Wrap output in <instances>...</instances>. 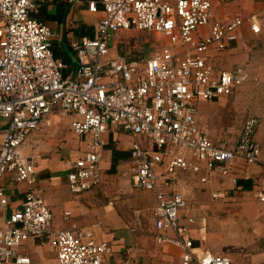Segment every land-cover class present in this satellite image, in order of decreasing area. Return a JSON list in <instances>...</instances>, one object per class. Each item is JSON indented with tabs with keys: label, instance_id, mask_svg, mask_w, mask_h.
Segmentation results:
<instances>
[{
	"label": "built area",
	"instance_id": "1",
	"mask_svg": "<svg viewBox=\"0 0 264 264\" xmlns=\"http://www.w3.org/2000/svg\"><path fill=\"white\" fill-rule=\"evenodd\" d=\"M45 3L0 0V264H31L22 251L31 240L49 243L57 264H106L112 252L89 228L55 230L52 210L34 188L35 161L20 150L56 110L74 117L72 130L87 139V150L72 162L67 177L72 194L101 183L103 137L120 128L133 139L124 177L137 190L156 195L158 244L182 249V264H232L227 255L195 246L185 198L163 192L161 183L180 171L200 172V162L223 175L238 160L264 166L258 118L246 121L233 148L216 144L198 122L200 103L232 97L250 80L244 66L218 69L215 59L244 40L246 22L253 34L262 33L257 16L215 19L212 0H89L88 13L100 16L94 37L71 43L76 67L66 76L68 65L53 51L58 33L38 18ZM68 24L79 26L74 20ZM130 30L157 34L167 43L149 58L115 52L118 33ZM7 175L30 187L9 216ZM259 198L264 201V194Z\"/></svg>",
	"mask_w": 264,
	"mask_h": 264
},
{
	"label": "crops",
	"instance_id": "2",
	"mask_svg": "<svg viewBox=\"0 0 264 264\" xmlns=\"http://www.w3.org/2000/svg\"><path fill=\"white\" fill-rule=\"evenodd\" d=\"M64 1L70 4L66 20L63 23L56 20L45 23L57 31L55 41L63 46L70 58L64 45L72 52L71 43L74 40L83 36L94 37L95 25L100 16L88 13L86 0ZM212 4L215 19L234 15L248 18L254 15L262 27V33L255 35L251 32L250 23L246 22L242 27L244 40L217 55L215 64L218 69L232 70L237 66L246 68L247 65L241 63L245 56L243 47L246 49L250 42L255 41V44L260 43L257 49L260 54L257 67L260 68L259 74L264 76L262 0H212ZM46 6L47 13L54 19L58 15V3L56 0H46L42 8ZM40 13L38 18L43 21ZM71 20L78 22L77 29L69 26L68 21ZM163 41L167 43L165 38ZM114 48L119 50L117 45H114ZM233 54L240 55L231 58L230 55ZM246 91H249V87L245 84L232 97ZM232 97L199 104V125L212 141L227 148L235 147L237 142H226L229 136L228 127L223 123L225 115L231 116L235 109L243 108L247 103L241 101V96L235 101L227 100ZM60 114L61 111L56 110L45 122L43 131L31 135L30 142L27 143V140V145L24 146L25 143L20 150L24 156L35 161L34 188L52 210L54 229H67L76 225L93 230L98 241L106 242L112 248L106 258V264H182V249L169 243L159 245L156 240L159 231L155 225V193L137 190L130 179L124 177L131 167L133 139L122 129H112L103 137L105 147L101 159V183L79 196L70 192L67 177L72 162L87 150V139L74 133L72 136L75 138L67 140L70 122L72 124L74 117L68 115L70 119L61 118ZM53 131L65 139L60 147L62 151L57 152L48 143L47 134ZM256 138L262 147L264 159L262 129ZM44 152L52 156L44 158ZM186 156L190 161L198 162L189 151ZM197 164L201 167L200 172L180 171L168 180L167 185L161 183L163 192L179 193L185 198L189 208L187 217L194 219L193 223H186L195 246L201 250L227 255L232 259V264H264V201L259 198L260 193L264 194V166H246L242 160H238L231 167L230 173L223 175L219 168L208 171L205 163ZM238 181H248L246 185L251 188L244 189V185ZM3 185L11 201V207L6 212L9 216L21 207L30 187L26 183H16L12 175L3 179ZM136 212L140 213L139 218ZM66 213H70L68 218ZM166 234L176 237L173 232ZM49 249L53 251L51 255L46 254ZM22 251L31 258V264L36 254H40L46 264L50 256H53L56 262L54 250L49 243L42 244L31 240L22 247Z\"/></svg>",
	"mask_w": 264,
	"mask_h": 264
},
{
	"label": "rangeland",
	"instance_id": "3",
	"mask_svg": "<svg viewBox=\"0 0 264 264\" xmlns=\"http://www.w3.org/2000/svg\"><path fill=\"white\" fill-rule=\"evenodd\" d=\"M263 18V17H262ZM264 20V18H263ZM115 45H117L118 49H115V52L121 53V54H129V55H135V56H141L144 58H149L150 55L155 51L161 49L165 43L164 38L162 36H159L154 33H145L140 32L137 30H130V31H122L118 33L116 37ZM119 44V45H118ZM260 46V43L255 44V41L250 42V44L247 45V48L243 49L245 51L244 54V60L241 61V63H245L244 65H247V70L250 71V80L246 83V85L249 87V91L240 92L238 95H235L234 97L227 99L228 101H235L238 96H241V101H247L246 106L243 102H241L242 105L245 107L240 109H235L234 112L230 115H225V120L223 121L224 124L228 127V139L226 142L229 143H236L238 138L240 137L243 127L247 120L251 118H258L260 121L259 127L256 131V135L261 132H264V76L260 75V68L257 67V60L258 56L260 55L257 52L258 47ZM242 49L239 48V50ZM242 54V55H244ZM240 54H233L230 55L231 58L236 57ZM263 63V62H262ZM238 65V64H237ZM248 71V72H249ZM259 74V75H258ZM61 118L70 119L68 115L60 114ZM70 131L68 133L67 140L71 138H75L72 135L74 134V131L72 130V124L70 122ZM43 128L38 132H42ZM76 134V133H75ZM74 134V135H75ZM49 145H52V148H55L57 152L62 151L60 150V147L62 146V141H65L64 138H60L55 132H48L47 137ZM69 138V139H68ZM30 139V138H29ZM27 141L29 143L30 141ZM46 139V140H47ZM257 139V138H256ZM27 143L24 145L26 146ZM23 146V147H24ZM57 147V148H56ZM28 152V151H26ZM46 152H44L45 154ZM47 154V153H46ZM44 155V158H48L49 156H52L49 153L48 155ZM45 247V246H44ZM53 251L49 249L47 251V255H51ZM33 264H46L45 261L43 262L40 254H36V256L33 258ZM47 264H56L55 259L53 256H50L49 261Z\"/></svg>",
	"mask_w": 264,
	"mask_h": 264
},
{
	"label": "trees",
	"instance_id": "4",
	"mask_svg": "<svg viewBox=\"0 0 264 264\" xmlns=\"http://www.w3.org/2000/svg\"><path fill=\"white\" fill-rule=\"evenodd\" d=\"M86 1H89V0H86ZM56 2L58 3L59 7H58V15L54 19H53V16H51V14L47 13V9H46L47 6L42 8V10L40 9L41 13L39 16L44 22L56 20L59 23H63L66 20V17L68 16L69 11H70V4L68 3V1L66 2L64 0H61V1L56 0ZM53 51H54L55 57L62 58L63 61L66 64H68L69 70L65 72V75L68 76V73L71 70L75 69L76 64L70 60V58L68 57L67 53L65 52L63 46L61 44H59L58 41L53 42ZM238 183L244 185V187H243L244 189H250L251 188L250 186L246 185L248 183V181H238Z\"/></svg>",
	"mask_w": 264,
	"mask_h": 264
},
{
	"label": "water",
	"instance_id": "5",
	"mask_svg": "<svg viewBox=\"0 0 264 264\" xmlns=\"http://www.w3.org/2000/svg\"><path fill=\"white\" fill-rule=\"evenodd\" d=\"M64 47H65L66 51L68 52V54H69L71 60H72L74 63H76V58H75V55L73 54V52H71V51L69 50V47H68L67 45H64Z\"/></svg>",
	"mask_w": 264,
	"mask_h": 264
}]
</instances>
